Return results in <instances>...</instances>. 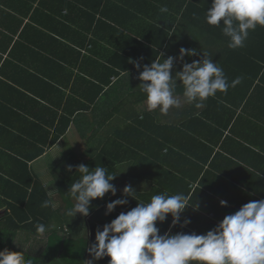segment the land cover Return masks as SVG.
Instances as JSON below:
<instances>
[{
  "label": "trees",
  "instance_id": "1",
  "mask_svg": "<svg viewBox=\"0 0 264 264\" xmlns=\"http://www.w3.org/2000/svg\"><path fill=\"white\" fill-rule=\"evenodd\" d=\"M212 2L0 0V212L4 210L0 216V251L21 252L33 264H85L92 259L88 248L95 243L97 229L102 230L105 224L139 202H150L153 195L187 196L191 205H198L200 230L204 229L203 225L216 227L226 215L234 214L244 205L241 204L243 196H238L223 211L215 210V217H212L200 205L202 194L206 192L189 188L197 183L209 161L223 160L221 153L215 154L221 138L213 139V135L206 133V120L214 125L216 133L222 131L218 130L220 128L227 130L244 102L245 113L257 111L261 118L264 116L263 102L257 99L258 94L260 98L264 96L261 93L264 92V27L258 25L254 31L250 30L244 47L230 49L222 25L218 27L206 22V11ZM161 6H166L168 11L162 13ZM224 47L227 49L223 51ZM181 48L201 53L193 61L202 60L203 52L213 54L211 51L220 50L219 53H227L226 66L232 67L228 74L245 73L247 84L232 89L228 102L217 100L208 106L203 116L194 119L199 125L184 122L177 123L174 128L157 127L167 138L162 145L159 140L155 144L153 138L146 169L141 165L144 163L131 164L128 168L129 157L116 159L111 151L94 155V162L100 164L86 166L90 170L102 166L115 174L111 183L117 193L113 196L109 192L102 199L92 200L87 217L77 214L78 220H74L79 222L82 218L83 226H74L73 217L66 215L75 203L68 191L80 178L74 157L54 171L59 173L62 168L64 171L61 179L56 181L57 195L62 203L60 208L41 207L45 200H51L54 205V199L41 178L32 172L31 165L64 138L71 124L79 123V119L76 120L80 117L78 113L83 115L97 102L109 104L111 96L116 94L117 83L125 74L139 77L131 60L139 61L142 66L150 65L155 59H162V54L166 59L169 56L165 55L166 49L175 55L179 53L176 49ZM227 56L216 54L213 58ZM180 85L177 82L176 93H183ZM131 88L125 85L124 90L130 92ZM228 106L232 108V114L225 118L218 110H228ZM103 122L109 123L106 119ZM179 126L182 128L178 129ZM184 129L187 130L185 135L182 134ZM174 132H178L175 141ZM125 135L119 132L121 140L116 146L130 144L131 139L123 137ZM144 136L147 134L141 135ZM69 165L73 166L71 172L67 171ZM218 166L216 163L207 169L200 180V185H205L207 190H213L215 186L218 176L211 169ZM130 175L138 179L131 185L136 192L135 199L127 197V205L117 206L106 215L107 203L124 198L123 189ZM145 183L149 188L139 193ZM234 189L239 192L241 188L235 185ZM258 200H264V195L254 201ZM92 214V223H86L85 219ZM37 224L46 227L42 236L36 232ZM171 224V215L166 222H157L160 234L168 232ZM89 228L94 233L92 237ZM83 231L87 234L85 237ZM171 232L192 233L180 225ZM110 259L106 256L95 264H109Z\"/></svg>",
  "mask_w": 264,
  "mask_h": 264
},
{
  "label": "clouds",
  "instance_id": "2",
  "mask_svg": "<svg viewBox=\"0 0 264 264\" xmlns=\"http://www.w3.org/2000/svg\"><path fill=\"white\" fill-rule=\"evenodd\" d=\"M160 11L166 13L168 9L161 6ZM206 22L222 25L230 49L242 48L250 30L254 31L258 25L264 27V0H213L206 11ZM196 54L194 49L181 48L178 58L164 59L162 54V59L143 66L139 61H130L139 71V88L147 95L148 111L159 109L161 114H167L171 108L181 107V100L175 95L178 80L182 81L184 100L194 103L197 109L203 108L204 102L215 97L218 91L226 94L229 87L240 83L241 78L237 77L229 84L223 69L205 52L202 60L184 62L182 70L172 75L177 59L183 62L185 56ZM72 167L69 165L67 171L71 172ZM76 172L80 173V178L68 191L75 203L66 215L87 217L92 200L102 199L109 192L116 195L117 189L111 183L116 175L102 166L90 170L84 164L78 165ZM123 193L124 198L107 203L106 215L117 206L127 205V197L135 199L136 192L131 185H126ZM191 204L184 194H157L149 203L139 202L126 213L121 212L102 230L97 229L95 243L88 248L92 259L85 264H95L106 256L111 258L109 264H264V200L244 204L206 234H173L171 231L160 234L157 222H166L169 215L172 217L170 228L186 227L190 220L181 224V214ZM220 204L226 207L227 201L221 200ZM50 206L54 207L51 200L41 204L43 208ZM36 232L42 236L46 232L45 225L37 224ZM0 264L33 262L26 260L21 252L5 249L0 251Z\"/></svg>",
  "mask_w": 264,
  "mask_h": 264
},
{
  "label": "crops",
  "instance_id": "3",
  "mask_svg": "<svg viewBox=\"0 0 264 264\" xmlns=\"http://www.w3.org/2000/svg\"><path fill=\"white\" fill-rule=\"evenodd\" d=\"M225 49H227V47H224L223 51ZM176 51L179 53L174 55L166 49L165 55L167 56L168 54L169 56L178 58L180 50L176 49ZM211 52L213 54H208V57L213 59V62L218 63L223 69L224 73H226L225 76L229 84H231V82L237 77L241 78L240 83L235 87H229L231 89L228 90L226 94L218 91L215 97H209L204 102V107L199 109L194 106V103H187L184 100L183 93L175 92V95L181 100V107L171 108L167 114H161L159 109L154 111L147 110V95L139 88L141 81L133 74H125L119 82L118 79L114 82H118V88L116 94L111 96L109 104L108 102L105 104L97 102L95 105L91 106V109L86 110L83 115L82 113H78L80 117L76 120L79 119V123L76 124L75 122L71 124L64 138L55 147L48 150L42 158L38 159L31 165L32 172L36 173L46 187H48L47 190L49 195L51 196L50 191H53L54 195L57 194L56 181H59L64 173L63 168L59 173H54V171L64 161L66 162L69 160L67 162L69 163L73 159L71 157L76 158V166L80 164L99 165L100 163L94 162L96 161L94 155H97L100 152L105 153L111 151V154H113L116 159H118L119 156H123L124 158L125 156H127V158L129 157L128 162L126 163L127 167L132 166L131 164L137 165L144 163L141 165L145 168L147 163L146 158L151 154L153 138L155 144L159 140L161 145L165 144L164 141L167 138L162 130L161 132L158 131L157 127L165 128L171 126L174 128V126L177 127V123L184 122L199 125L194 119L203 116V111L206 110L208 106H211L213 105L212 103L218 101L228 102L230 99L229 92L232 89L236 90L238 86L247 84L248 77L244 75L245 73L240 75L231 73L229 75V70H232V67L231 65L228 68L226 66L229 61L227 53H219L222 52L220 50ZM216 54H223L227 57L224 59H222L223 57L215 59L213 56ZM199 55H201V53L198 52V54L194 56H187L184 58L183 62L177 59L172 70V75L175 76L176 72L182 70L184 62L191 63L193 58H197ZM75 72L78 73V70ZM177 82L181 84L179 87L183 86L182 81L178 80ZM115 85L116 84H114V86ZM125 85L127 87L132 86L133 89L131 88L129 90L130 92H127L124 90ZM238 96L240 98L241 94ZM257 99H261L264 107V96H261L260 98L258 94ZM109 105L111 106L109 107ZM245 105L246 102L243 103L240 109H237L233 124L231 123L227 130L222 128L218 129L222 130L220 133L214 132L216 131L214 125L209 124L206 120L208 125V132L206 133L209 136L213 135V139L221 138L215 154L221 153L223 160L218 161L217 159H213L203 168L206 171L207 169L212 168L216 163L219 164L218 167L211 169L212 172L218 176L213 190H207L204 188L205 185H200V180L204 178L205 171H203L197 183L189 186V188L193 191L198 189L202 192H206L202 194L201 204H199L203 208H206L207 212H209L212 217H215V210L223 211L227 206L231 205L232 200H236L238 196H243L241 204H245L258 199L262 194L264 195V116L261 118L257 111L256 113L254 111L245 113ZM212 110L216 111L215 107H213ZM109 111L112 113L109 114ZM218 112L222 113L223 117L228 118V116L232 114V108L228 106V110L219 109ZM105 119L109 122L107 125L103 122ZM149 119L154 121L151 122ZM238 119L241 120L237 121ZM141 121L145 123L144 126ZM181 128L182 126L178 127V129ZM119 132H121V134H126L123 137L127 136L131 139L129 140L130 144H125L123 147L116 146V142L118 144L121 140L118 138ZM143 133L147 134V136L141 137ZM186 133V129L182 130V134L185 135ZM151 135L153 137H151ZM177 135L178 132H174L172 135L174 141L176 140ZM249 141H251L252 144ZM75 143H78V145ZM55 150L59 152V157L65 154V158H60L58 163L51 168L47 167L46 170H44L45 167L43 165L41 166L43 168L42 171L34 170L35 166H39L42 161L46 159L49 152ZM258 173L260 177L256 175ZM58 176H60L59 180ZM136 180H138L136 176L130 175L126 183L127 185H132L134 182H138ZM144 181L145 179L143 180V183ZM119 182H122V180H119ZM212 185L213 182L211 183V186ZM235 185L241 188L239 192L234 189ZM146 188H149L147 183L141 187L139 193L145 191ZM153 188L155 190L156 187ZM245 199L247 200L246 202ZM221 200L227 201L226 207L221 206ZM61 204V201L59 202L56 198L54 199V206L56 209H59ZM196 206L198 205L195 203L189 205L190 209L188 208L189 210H186L181 214V220H183L182 223L185 220H190V223L186 226L187 230L189 229V231L197 234L207 233L206 231L212 230L215 227L211 224L203 225L202 228L204 229L200 230V213H198L199 210ZM172 229L173 228L169 229V231H172Z\"/></svg>",
  "mask_w": 264,
  "mask_h": 264
},
{
  "label": "rangeland",
  "instance_id": "4",
  "mask_svg": "<svg viewBox=\"0 0 264 264\" xmlns=\"http://www.w3.org/2000/svg\"><path fill=\"white\" fill-rule=\"evenodd\" d=\"M196 51V50H195ZM196 53L198 54V51H196ZM62 144V143H61ZM76 145H78V143H75ZM62 146V145H61ZM61 150V149H60ZM62 151V150H61ZM59 152H57L56 150L55 151H52V152H49L48 156L46 157V159L44 161H42V163L39 165V166H35L34 167V170H39V171H42L43 168L41 167L42 165L45 167L44 170H46V168H51L53 167L56 163H58L60 161V158H65V154H63L61 157H59ZM60 179V176H58V180ZM52 185V184H51ZM48 188V187H47ZM54 188V186H53ZM50 194L51 196L55 199H57L59 202H60V198H59V195L53 193V191H50ZM4 213V210L0 212V214H3ZM75 220H78L76 217H74ZM73 218L72 220V224L74 226H83L84 224V221L83 219L81 218V220L78 222V221H75ZM94 219V215H90L88 218L85 219V222L90 224L92 223V220ZM53 225H55L53 223ZM86 227H84L85 229ZM91 228L88 229V232H89V235L92 237L94 235L93 231L90 230ZM83 237H85L87 234L83 231Z\"/></svg>",
  "mask_w": 264,
  "mask_h": 264
},
{
  "label": "water",
  "instance_id": "5",
  "mask_svg": "<svg viewBox=\"0 0 264 264\" xmlns=\"http://www.w3.org/2000/svg\"><path fill=\"white\" fill-rule=\"evenodd\" d=\"M4 214V213H3ZM2 214H0V216H1Z\"/></svg>",
  "mask_w": 264,
  "mask_h": 264
}]
</instances>
